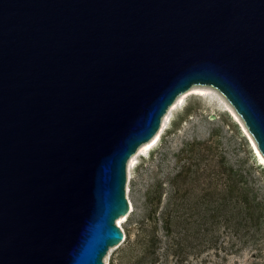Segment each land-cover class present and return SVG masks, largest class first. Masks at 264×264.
Wrapping results in <instances>:
<instances>
[{"label":"water","instance_id":"1","mask_svg":"<svg viewBox=\"0 0 264 264\" xmlns=\"http://www.w3.org/2000/svg\"><path fill=\"white\" fill-rule=\"evenodd\" d=\"M193 85L264 156V0H0V264H106L129 160Z\"/></svg>","mask_w":264,"mask_h":264},{"label":"rangeland","instance_id":"2","mask_svg":"<svg viewBox=\"0 0 264 264\" xmlns=\"http://www.w3.org/2000/svg\"><path fill=\"white\" fill-rule=\"evenodd\" d=\"M198 86L197 89L188 90L181 101L168 110L159 139L137 153L134 163L127 167L126 196L133 208L120 224L126 238L109 249L104 257L106 264H179L178 256L167 250L168 238L161 219L157 231L162 242L150 248L154 252L148 253L147 250L151 233L149 227L142 226L147 214L146 193L159 181L162 187L155 193V198L162 192L165 203L178 188L175 200L188 204L187 209L199 218L207 201L219 196L208 193L209 188L213 189L209 179L212 176L213 185L221 188L223 179L212 170L222 169L220 160L224 157L227 164L245 174L264 200V167L253 151L242 122L225 105V101H229L218 89L209 85ZM200 88H203L202 91ZM194 145L201 150L199 158L204 159L198 163L200 166L193 165L192 170L198 169L199 174L201 172L199 182L194 180V189L186 192L188 183L183 177L176 178L175 185L171 179L184 164L193 162L191 157L187 158V152L181 151L185 146L189 149ZM211 171L213 174L209 175ZM207 227L199 221L192 222V241L200 252L194 249L183 264L188 261L192 264H264V237L259 244L244 242L251 234L248 232L243 239L241 231H237L235 219L230 226L221 222L212 228ZM145 253L147 257L142 260Z\"/></svg>","mask_w":264,"mask_h":264},{"label":"trees","instance_id":"3","mask_svg":"<svg viewBox=\"0 0 264 264\" xmlns=\"http://www.w3.org/2000/svg\"><path fill=\"white\" fill-rule=\"evenodd\" d=\"M193 146L188 149L185 146L182 153L187 152V158L193 159L183 165V168L178 174L171 179L172 184H176V178L183 177L187 184L186 192L194 189L193 181L199 180L200 174L198 169L192 170L194 164H198L202 159L200 149ZM222 169L212 170L220 174L223 179L221 188L218 185H213L212 176L209 179V194L211 196L219 194L217 198L207 201L205 209L201 212L200 217H195L193 212H190L186 203H179L175 200V194L178 193V188H175V194H171L164 203V193L156 195L155 193L162 187L159 181L155 183L146 193V208L147 214L142 221L143 228L150 229V245L147 248L148 253H152L150 248H154L158 243L162 242V238L157 231L159 219L163 222L167 250H170L178 256L179 264L185 263L190 254L197 248V244L192 241L193 232L190 231L192 222L199 221L204 225H208L207 229L214 227V224L225 223L230 226L232 220L235 219L237 231H241L242 238L250 232V238L244 242L251 241L254 244H259L264 237V200L259 197L258 191L250 184L245 174L235 169L230 164H227L224 157L220 160ZM200 166V164H198ZM206 170V168L204 169ZM209 174L212 175L213 173ZM195 173V174H194ZM199 182V181H198ZM192 184V185H191ZM163 205V207H161ZM159 212V213H158ZM148 224V225H146ZM142 228V229H143ZM206 228V227H205ZM195 249V250H194ZM200 252V250H196ZM147 255L141 259H146ZM154 259V258H153ZM156 259V258H155ZM187 264H192L188 261Z\"/></svg>","mask_w":264,"mask_h":264},{"label":"bare ground","instance_id":"4","mask_svg":"<svg viewBox=\"0 0 264 264\" xmlns=\"http://www.w3.org/2000/svg\"><path fill=\"white\" fill-rule=\"evenodd\" d=\"M199 88L198 85H193L189 90H192V89H197ZM203 88H200V90L202 91ZM188 91V90H187ZM186 91V92H187ZM186 92H183L182 94H180L177 99L174 101V103L170 106L169 110L172 109L179 101H181V99L184 97L185 93ZM225 105L232 111L234 117H236L237 119H239L242 124H243V128L246 132V134L248 135L249 139H250V143L252 145V148H253V151L255 153V155L257 156V159L259 160L260 164L264 167V156L263 154L261 153V151L259 150L258 146H257V143L255 142L253 136L251 135V133L249 132V130L247 129L246 125L243 123L242 119L240 118V116L237 114V112L235 111V109L232 107V105H230L229 102H226L225 101ZM168 114L169 113H166L165 116L163 117L162 119V123H161V127L160 129L156 132V134L150 139L148 140L147 142H144L136 151L135 154H133L129 160V163H128V166L131 167V165L134 163V160H135V155L137 153H139L140 151L150 147L151 145H153L154 143H156V141L159 139L160 137V134H161V130L163 129V126H164V123H165V120L167 119L168 117ZM133 206L132 204L130 205V211L132 210ZM129 211V212H130ZM129 214V213H128ZM122 215L120 217H118V222L121 224V222L126 219L127 215Z\"/></svg>","mask_w":264,"mask_h":264}]
</instances>
